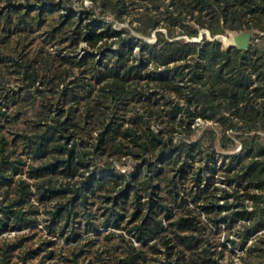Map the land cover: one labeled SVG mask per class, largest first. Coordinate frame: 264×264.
I'll return each instance as SVG.
<instances>
[{"label":"trees","instance_id":"1","mask_svg":"<svg viewBox=\"0 0 264 264\" xmlns=\"http://www.w3.org/2000/svg\"><path fill=\"white\" fill-rule=\"evenodd\" d=\"M2 43L0 264H264V0H6Z\"/></svg>","mask_w":264,"mask_h":264},{"label":"rangeland","instance_id":"2","mask_svg":"<svg viewBox=\"0 0 264 264\" xmlns=\"http://www.w3.org/2000/svg\"><path fill=\"white\" fill-rule=\"evenodd\" d=\"M19 1H23V0H19ZM78 1V0H77ZM5 2H6V0H0V7L1 6H3L4 4H5ZM15 2H16V0H15ZM50 3H53V2H50ZM85 4H87L88 3V1H85L84 2ZM114 25L116 26V27H119V26H128V27H130V25L128 24V23H126V22H123V23H114ZM131 29V28H130ZM202 30H204V29H202ZM229 31H232V30H227L226 31V33H224V34H221V35H219V39L221 40V42H222V45L224 46V47H227L228 46V42H229ZM234 31H236V32H239L240 30H234ZM203 32H206V31H203ZM206 36H207V33H206ZM15 37L16 36H12L11 37V39H10V42L12 43L14 40H15ZM209 37V36H208ZM146 38V37H145ZM199 38V37H198ZM201 38V37H200ZM199 38V39H200ZM8 39V38H7ZM149 41H153V39H154V37L153 36H151V37H148L147 38ZM9 42V43H10ZM9 43H2V44H0V46L1 47H3V50L5 49V50H12V48L11 47H9V46H7L6 47V45L7 44H9ZM35 41H33V42H30V44L27 46V50H28V53H29V55H33L34 53H35ZM13 63H15V61L13 62V60L12 61H10V64L12 65ZM10 64H8V65H10ZM16 79H17V76H16V74H10V80H11V83L12 84H14V82L16 81ZM158 124L159 123H157V122H155V123H153L152 124V127H154V128H156V127H158ZM173 136H174V138H177V133L175 132L174 134H173ZM236 149H238L239 148V145L238 146H236L235 147ZM218 158H221V156H218ZM119 161V160H118ZM132 163H134V159L132 158V157H127V158H122V160H120L119 162H118V167L120 168V169H129L130 168V166L132 165ZM220 164L222 163L221 161L219 162ZM224 174L222 173V172H218L217 173V175H216V183L218 184V186H219V188H222L223 187V185H224V182H225V180H224V176H223ZM207 177H208V175L205 173L204 175H203V178H204V182H206V180L205 179H207ZM220 191V190H219ZM217 195H220V192H218V194ZM39 227H41V225H39ZM123 230V228H119L117 231H122ZM234 232H236V231H234V229H233V231H231V233H234ZM224 240L225 242H226V240H225V238H224V236H223V233L220 231V232H218V234L216 235V240L217 241H221V240ZM233 239H235V238H233ZM232 239V240H233ZM61 240V239H60ZM82 240V239H81ZM83 241V240H82ZM71 242V241H70ZM96 242L97 243H100V247H101V249H98V250H103L104 252L102 253V255H107V253H109V255H116V253H118L119 252V250H120V247L118 246V239L116 238V237H110V236H104V235H102V234H98V238H97V240H96ZM228 243V242H227ZM74 245V243L73 244H70V247L71 246H73ZM96 245V244H95ZM109 247L112 249V252L110 251V249H109ZM116 247L118 248V249H116ZM227 249H230L231 251H225V255H224V257L222 258L223 259V261H225V262H232V264H242V247H240V245H239V241L237 240V239H235V242H229L228 244H227ZM93 250V249H92ZM91 250V252H89L88 253V255H95V253H93V251Z\"/></svg>","mask_w":264,"mask_h":264},{"label":"water","instance_id":"3","mask_svg":"<svg viewBox=\"0 0 264 264\" xmlns=\"http://www.w3.org/2000/svg\"><path fill=\"white\" fill-rule=\"evenodd\" d=\"M202 32L203 30L200 31L199 36H198L199 38L201 37ZM206 33H207V37L209 36L210 38V33L208 30L206 31ZM218 36L219 35H215L216 38ZM198 37H192V40H198L199 39ZM251 37H252V32L248 28L241 29L239 32H236L234 30L229 31L228 45H234L240 49H246L248 45L250 44Z\"/></svg>","mask_w":264,"mask_h":264}]
</instances>
